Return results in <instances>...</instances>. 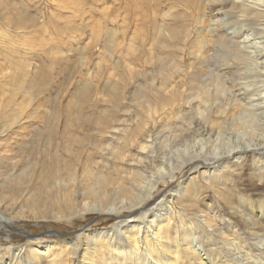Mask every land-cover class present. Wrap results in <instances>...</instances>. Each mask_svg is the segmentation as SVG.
Listing matches in <instances>:
<instances>
[{"label":"bare ground","instance_id":"bare-ground-1","mask_svg":"<svg viewBox=\"0 0 264 264\" xmlns=\"http://www.w3.org/2000/svg\"><path fill=\"white\" fill-rule=\"evenodd\" d=\"M191 2L204 33L185 61L169 53L189 34L178 25L167 32L176 17L168 4L166 33L153 40L162 52L148 56L147 73L120 62L101 96L91 79L76 88L65 117L54 109L51 127L37 134L42 161L0 176V234L18 221L132 218L79 229L66 245L36 236L0 243V264H264V0ZM96 103L100 112H84ZM11 115L0 116V134L20 123ZM185 171L147 209L159 186Z\"/></svg>","mask_w":264,"mask_h":264},{"label":"rangeland","instance_id":"rangeland-1","mask_svg":"<svg viewBox=\"0 0 264 264\" xmlns=\"http://www.w3.org/2000/svg\"><path fill=\"white\" fill-rule=\"evenodd\" d=\"M164 4H171L176 15L174 21L166 22L167 25L160 17L167 7L169 11V5ZM123 17L127 19V32L122 31ZM162 25L167 26V32L178 25L182 32L189 34L186 44L181 40L169 51L181 63L187 56L186 47L194 50L203 38L200 34L204 32L199 29L191 0H0V116L18 114L17 120L20 118L18 125L0 134V157L3 158L0 176L6 177L12 170L16 176L27 164L42 161L34 158L43 148L39 139L51 127L54 109H60L56 111L59 118L65 117L62 109L76 88L91 79V90L95 88L94 92L101 96L102 89L115 83L120 62L133 60L135 68L147 73L151 68L148 62H153L147 60L148 56L152 54L155 60L162 52L153 43L154 38L166 33L161 31ZM96 104L92 110L87 108L84 112L88 115L100 112L102 106ZM118 115L128 119L125 112H118ZM171 115L173 125L177 114ZM186 175L185 171L169 186H159L147 209L156 207L163 194L185 181ZM98 215L85 214L83 219L71 224L18 221L11 228H2L0 243L21 246L33 242L26 237L36 236L40 237L37 243L42 245L55 242L66 245L64 241L72 239L79 229H87V232L105 229L114 221L117 224L123 217L133 216L124 213L114 220ZM212 250L218 255L216 248H209Z\"/></svg>","mask_w":264,"mask_h":264},{"label":"water","instance_id":"water-1","mask_svg":"<svg viewBox=\"0 0 264 264\" xmlns=\"http://www.w3.org/2000/svg\"><path fill=\"white\" fill-rule=\"evenodd\" d=\"M62 236V235H61Z\"/></svg>","mask_w":264,"mask_h":264}]
</instances>
